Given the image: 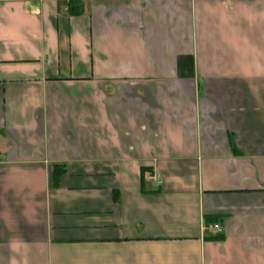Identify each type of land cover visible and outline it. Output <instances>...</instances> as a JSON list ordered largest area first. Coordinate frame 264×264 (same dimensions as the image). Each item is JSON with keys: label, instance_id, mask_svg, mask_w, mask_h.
Wrapping results in <instances>:
<instances>
[{"label": "crops", "instance_id": "0c3cea01", "mask_svg": "<svg viewBox=\"0 0 264 264\" xmlns=\"http://www.w3.org/2000/svg\"><path fill=\"white\" fill-rule=\"evenodd\" d=\"M68 1L0 0V264H264V0Z\"/></svg>", "mask_w": 264, "mask_h": 264}, {"label": "trees", "instance_id": "16d2710c", "mask_svg": "<svg viewBox=\"0 0 264 264\" xmlns=\"http://www.w3.org/2000/svg\"><path fill=\"white\" fill-rule=\"evenodd\" d=\"M65 5H66V13L70 16H76L82 12L80 1L70 0V1L66 2ZM58 167L59 166L54 167V172H55V175L57 174V176H59L61 171H63V169L61 167H60L61 169H57Z\"/></svg>", "mask_w": 264, "mask_h": 264}, {"label": "built area", "instance_id": "2783aa9c", "mask_svg": "<svg viewBox=\"0 0 264 264\" xmlns=\"http://www.w3.org/2000/svg\"><path fill=\"white\" fill-rule=\"evenodd\" d=\"M151 181L156 185V186H160L161 185V180L160 177L157 173H154L150 176ZM211 228L216 231V233L218 234H222L223 229L218 225V224H213L211 226Z\"/></svg>", "mask_w": 264, "mask_h": 264}]
</instances>
